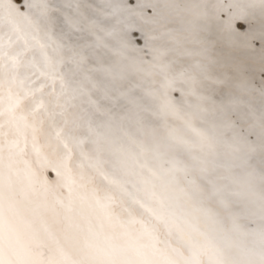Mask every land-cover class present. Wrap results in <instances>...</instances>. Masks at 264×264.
I'll list each match as a JSON object with an SVG mask.
<instances>
[{
    "label": "snow or ice",
    "instance_id": "obj_1",
    "mask_svg": "<svg viewBox=\"0 0 264 264\" xmlns=\"http://www.w3.org/2000/svg\"><path fill=\"white\" fill-rule=\"evenodd\" d=\"M0 264H264V0H0Z\"/></svg>",
    "mask_w": 264,
    "mask_h": 264
}]
</instances>
